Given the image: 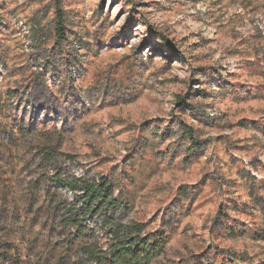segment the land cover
I'll return each instance as SVG.
<instances>
[{
	"label": "rangeland",
	"instance_id": "obj_1",
	"mask_svg": "<svg viewBox=\"0 0 264 264\" xmlns=\"http://www.w3.org/2000/svg\"><path fill=\"white\" fill-rule=\"evenodd\" d=\"M20 124L11 199L104 176L152 262L264 264V0H0V143Z\"/></svg>",
	"mask_w": 264,
	"mask_h": 264
},
{
	"label": "trees",
	"instance_id": "obj_2",
	"mask_svg": "<svg viewBox=\"0 0 264 264\" xmlns=\"http://www.w3.org/2000/svg\"><path fill=\"white\" fill-rule=\"evenodd\" d=\"M58 24L63 43L67 37L63 22ZM37 125L20 124L16 135L10 132L15 141L0 144L9 150L19 148L18 137ZM38 182H32L20 199H11L0 176V264H161L152 259L163 250L165 234L144 232L143 223L122 224L109 214L120 200L112 196L114 187L107 178L69 180L53 174L50 181ZM63 189L71 199L58 197ZM106 233L110 238L104 246L100 238Z\"/></svg>",
	"mask_w": 264,
	"mask_h": 264
}]
</instances>
